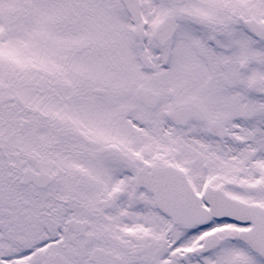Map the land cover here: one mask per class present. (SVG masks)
Instances as JSON below:
<instances>
[{
	"label": "snow or ice",
	"instance_id": "obj_1",
	"mask_svg": "<svg viewBox=\"0 0 264 264\" xmlns=\"http://www.w3.org/2000/svg\"><path fill=\"white\" fill-rule=\"evenodd\" d=\"M0 264H264V0H0Z\"/></svg>",
	"mask_w": 264,
	"mask_h": 264
}]
</instances>
